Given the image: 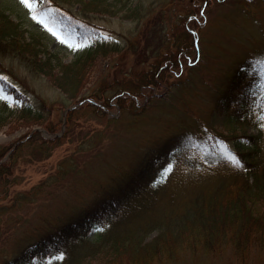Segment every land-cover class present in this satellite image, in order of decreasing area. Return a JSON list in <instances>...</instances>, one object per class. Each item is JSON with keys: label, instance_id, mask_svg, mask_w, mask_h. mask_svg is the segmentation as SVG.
<instances>
[{"label": "rangeland", "instance_id": "rangeland-1", "mask_svg": "<svg viewBox=\"0 0 264 264\" xmlns=\"http://www.w3.org/2000/svg\"><path fill=\"white\" fill-rule=\"evenodd\" d=\"M202 1L55 0L46 9L34 3L30 12L20 0H0V8L20 28L24 40L30 36L43 40L49 55L66 65L53 70L46 65L48 74L32 72L24 65L25 61L32 63L30 55L24 54L20 60L11 53L8 42L0 40V78L23 90L31 103L35 104L38 96L45 104L39 121L18 118L13 110L16 100L0 82V108L5 104L7 115L0 126L1 160L16 145L11 168L14 180L7 195L0 197V206L9 204L18 192L32 191L33 195L6 209L0 207V261L83 211L110 188L113 179L137 167L146 152L160 157L151 182L153 187H161L156 192L161 199L168 192L178 194L196 186L194 191L209 194L225 180L218 181L213 171L202 168L199 158L211 150L217 152L223 142L234 147L242 133H255L250 125L229 124L219 99L225 89L235 85L239 91L252 80L239 72L246 61L248 65L264 62V0H205L201 5ZM196 9L201 15L193 20ZM33 14L43 24L33 20ZM185 18L192 36L186 38L188 53L179 57L180 64L164 67L166 62L161 61L160 81L148 87L145 97L102 110L106 99L115 101L109 98L120 88L112 85L115 79L131 81V70L151 69L150 62L160 55L157 50L167 49H157L160 28ZM96 41L107 43L105 50L86 56ZM129 41L135 42V47L125 52ZM46 54L38 52L37 59H47ZM80 56L83 58L72 64ZM141 59L146 61L140 63ZM39 62L41 66L48 64ZM40 137L50 145H42ZM183 147L187 152H182ZM176 150L182 152L177 170L173 165ZM205 157L208 154L201 156L203 162ZM186 195L176 199L178 207L185 206ZM176 202L166 197L156 207L154 217L169 220ZM181 220L175 221L184 234L188 227L179 223ZM109 229L110 234L103 233L100 238L93 237L95 229L90 230V239L80 248L83 255L76 264H118L125 253L117 250L112 256L116 228ZM159 231L152 225L142 241ZM181 246L174 258L146 264H264V245L241 253L234 250L231 241L211 251H204L200 244L196 250L189 244ZM63 257L62 252L42 259L33 257L26 264H75L64 262Z\"/></svg>", "mask_w": 264, "mask_h": 264}, {"label": "trees", "instance_id": "trees-1", "mask_svg": "<svg viewBox=\"0 0 264 264\" xmlns=\"http://www.w3.org/2000/svg\"><path fill=\"white\" fill-rule=\"evenodd\" d=\"M54 1L37 0L36 3L39 9H46ZM204 1L200 4L202 5ZM194 12L192 18L196 20L197 15H201V13L199 9ZM185 20L186 18L184 21L176 23L173 21L172 24L170 23V27L163 29L162 26L160 28L161 42L157 44L159 47L157 49L162 47L167 49L162 52L157 50L160 55L158 54V58L150 62L151 69L131 70V75L134 76L131 81L123 82V80L115 79L112 85H120V88L117 89L116 94L109 97L110 99L115 98V101L111 102L112 100L106 99L105 105L100 107L102 110L113 104L121 105V102L127 99L132 101V98L145 97L148 87L152 88L160 81L158 70L164 62H166L164 67L180 64L179 57L188 53L186 38L192 36ZM179 23L182 24L181 27ZM0 27V40L8 42L12 54H15L20 60L24 58V54L30 55L29 59L32 60V63L24 62L30 71L48 74L46 65L52 70L55 68L54 66L66 67L60 60L49 55L43 40H39L36 36H30L28 40H24L20 28L1 8ZM76 27H81L83 32H87L82 24H77ZM83 34V36L87 35ZM131 43V41L127 43L125 52L134 49L135 42ZM192 43V41L189 42L190 45ZM106 46L107 43L96 41L88 49L89 52L86 56H91L100 49L105 50ZM38 52L47 53L46 55L49 57L38 60ZM82 58L80 56L74 59L72 64ZM39 61L48 64L41 66ZM144 61L146 60L141 59L140 63ZM137 63L135 59L134 64ZM63 71L65 72V69ZM239 72H245L246 75L252 77V80L239 91L235 89V85L225 89L219 103L224 116H226L225 120L229 124L236 123L238 127L245 126V124L250 125L254 128L255 133L240 134L234 147L223 142L217 152L213 153L211 150L204 153L201 155L202 157L208 154V157H205V162L198 155L202 168L213 171L218 181L225 179L218 182L211 193L194 191L196 186L182 190L178 194H168V192L164 199L159 198L156 192L161 187H153L151 181L157 172L160 164L158 158L160 157L146 152L137 167L123 172L113 179L110 188L103 190L83 211L81 210L62 226L50 230L44 236L29 241L20 251L10 257L3 258L0 264H26L33 257L42 259L60 252L63 253L64 262L76 264L83 255L80 248L90 239V230L95 229L93 237L100 238L110 234L112 229L109 228L112 227L116 228L113 229V240L115 241L112 245L114 247L112 256L117 250L125 253L118 259V264H146L151 260L163 259V257L172 259L176 255L175 251H178L182 244H189L188 247L191 250H196L195 247L200 244L204 251H211L226 241H231L234 250L238 253L248 247L264 245V127L261 126L264 124V62L257 61L248 65L246 61L239 68ZM125 74H129V70H126ZM76 78L77 76H75ZM0 82L2 88L16 100L13 110L18 118L30 121L41 119L45 104L38 96L36 103L33 104L26 93L13 83L2 78H0ZM87 104L98 107L94 101H88ZM5 108V104L0 108V126L7 119V115L4 113ZM39 139L42 145L47 147L50 145L43 137ZM15 146L7 153L4 160L0 158V197L7 195L10 181L14 180V176L11 177V168ZM176 151L173 165L177 170L181 164L180 154L187 152V149L183 147L182 152ZM3 155L4 152L1 151L0 157ZM227 155L237 156L242 167H235L227 159ZM193 158L198 157L194 156ZM183 194H187L185 197L187 203L180 208L176 199L179 200V196H183ZM188 195L189 197H187ZM32 196V191L18 192L9 204L0 207L6 209L21 201L30 200ZM166 197L167 200L176 202V207L170 213L169 220L154 217L156 207L159 203H164ZM176 218L182 219L179 223L186 225L188 232L183 234L178 231V227L181 225L175 221ZM164 220L166 223L168 221L171 223L166 224ZM122 224H126L125 229L117 228ZM152 225H157L160 231L150 240L143 242L145 232Z\"/></svg>", "mask_w": 264, "mask_h": 264}, {"label": "snow or ice", "instance_id": "snow-or-ice-1", "mask_svg": "<svg viewBox=\"0 0 264 264\" xmlns=\"http://www.w3.org/2000/svg\"><path fill=\"white\" fill-rule=\"evenodd\" d=\"M37 0H20V3L24 6H26L30 12L32 11V8H33V4L36 3ZM32 19L33 20H37L39 23H42L43 24V20H39L38 19V16L33 14L32 15ZM50 30V29H49ZM55 35V33H53ZM262 127H264V124L261 125ZM227 159L237 168L239 167H242V163L241 161L239 160V158L235 155H227ZM170 171V169H169Z\"/></svg>", "mask_w": 264, "mask_h": 264}]
</instances>
